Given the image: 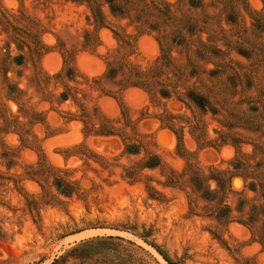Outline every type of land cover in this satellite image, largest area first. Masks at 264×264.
Segmentation results:
<instances>
[{"label": "rangeland", "instance_id": "1", "mask_svg": "<svg viewBox=\"0 0 264 264\" xmlns=\"http://www.w3.org/2000/svg\"><path fill=\"white\" fill-rule=\"evenodd\" d=\"M111 1L0 0V264H264V0Z\"/></svg>", "mask_w": 264, "mask_h": 264}, {"label": "trees", "instance_id": "2", "mask_svg": "<svg viewBox=\"0 0 264 264\" xmlns=\"http://www.w3.org/2000/svg\"><path fill=\"white\" fill-rule=\"evenodd\" d=\"M109 3H113V1H111V0H109ZM113 7V6H112ZM113 9V8H112ZM113 11H115L114 9H113ZM113 73V72H112ZM111 73V74H112ZM132 88H139V89H141V90H143V91H145V92H147L148 94H150V91L146 88V87H141V86H138V85H134V86H131ZM191 99H192V101L193 102H195L200 108H202V109H205L206 108V105H205V100L204 99H202V98H197V97H195V96H193V97H191ZM110 136H113L112 134H110ZM126 152L128 153V154H130V155H137L138 154V148L136 147V146H129V147H127V150H126ZM159 166V163H158V161L157 160H155V162H153V163H151V164H147V168L148 169H151V170H153V169H155V168H157ZM58 188H59V190H62L63 189V184L61 185V186H58ZM70 191H71V189L70 188H68V187H66L65 188V190H64V195H66V196H68V195H71V193H70ZM246 227H248L250 230H252L251 228V226L252 225H250V224H245V223H243ZM162 255V254H161ZM163 258L165 259V261L168 263V264H173L170 260H168L167 258H165V256H163Z\"/></svg>", "mask_w": 264, "mask_h": 264}, {"label": "water", "instance_id": "3", "mask_svg": "<svg viewBox=\"0 0 264 264\" xmlns=\"http://www.w3.org/2000/svg\"><path fill=\"white\" fill-rule=\"evenodd\" d=\"M91 57H93V56H91ZM95 58V57H94ZM97 59V58H96ZM99 60V59H98ZM82 65L84 66V63L82 62Z\"/></svg>", "mask_w": 264, "mask_h": 264}]
</instances>
